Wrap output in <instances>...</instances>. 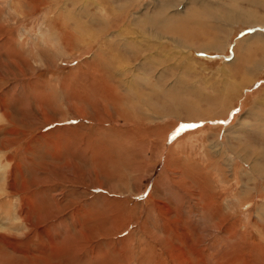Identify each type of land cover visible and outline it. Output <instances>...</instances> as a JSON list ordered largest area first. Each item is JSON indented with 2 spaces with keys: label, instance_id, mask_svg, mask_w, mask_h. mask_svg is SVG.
<instances>
[{
  "label": "rangeland",
  "instance_id": "374dc122",
  "mask_svg": "<svg viewBox=\"0 0 264 264\" xmlns=\"http://www.w3.org/2000/svg\"><path fill=\"white\" fill-rule=\"evenodd\" d=\"M0 264H264V0H0Z\"/></svg>",
  "mask_w": 264,
  "mask_h": 264
}]
</instances>
